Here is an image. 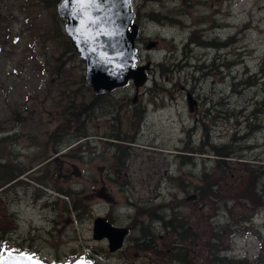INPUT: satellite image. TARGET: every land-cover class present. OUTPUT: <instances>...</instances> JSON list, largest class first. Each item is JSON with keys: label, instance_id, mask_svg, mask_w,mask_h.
<instances>
[{"label": "rangeland", "instance_id": "1", "mask_svg": "<svg viewBox=\"0 0 264 264\" xmlns=\"http://www.w3.org/2000/svg\"><path fill=\"white\" fill-rule=\"evenodd\" d=\"M55 7L0 0V163L27 170L0 189V256L264 264V0H132L148 78L101 95ZM98 216L128 228L120 250Z\"/></svg>", "mask_w": 264, "mask_h": 264}, {"label": "water", "instance_id": "2", "mask_svg": "<svg viewBox=\"0 0 264 264\" xmlns=\"http://www.w3.org/2000/svg\"><path fill=\"white\" fill-rule=\"evenodd\" d=\"M132 0H59L56 15L64 20L63 30L84 64V84L101 95L132 82L137 91L148 78L150 63L138 64ZM154 43L147 46L150 48ZM187 103L191 108L192 102ZM189 198H194V195ZM128 229L104 217L93 220L92 236L105 239L110 252L122 248ZM0 264H37L23 253L5 252Z\"/></svg>", "mask_w": 264, "mask_h": 264}, {"label": "trees", "instance_id": "3", "mask_svg": "<svg viewBox=\"0 0 264 264\" xmlns=\"http://www.w3.org/2000/svg\"><path fill=\"white\" fill-rule=\"evenodd\" d=\"M42 1H44L47 5H51V6H56V4L59 2V0H42ZM189 39H190L189 40L190 42L193 40L191 38H189ZM67 43H68V45H70V41H67ZM226 43L225 42L219 43L220 48H221V46H223ZM208 44H210V45H208L207 48L208 47L211 48L210 46L214 45L213 42H209ZM87 136L88 135L85 131L78 133V134H75V137H78L79 140L80 139H86ZM3 139L6 140V137H4ZM117 146H120V145H117ZM223 147L225 148V150H222ZM223 147H216L214 149L213 154L215 155V160H216V163H218V164H219V162H223L222 160H226V158L235 157L232 152L228 151V150H230L228 148V146H223ZM3 161H4L3 163H0V189L3 186H6V185L9 186V185L15 183L18 180L19 176H21L22 174H24L27 171L19 165H13L8 159H4ZM219 165H221V164H219ZM219 168L222 169V167H219ZM257 170H258L257 176L260 177L261 173H262L261 165L260 166L258 165ZM211 185L213 186V185H215V183H212ZM55 191H57V190H55ZM59 192L62 193V191H59ZM253 193L256 197H259V195L261 196L262 195V188L256 187L255 190L253 191ZM145 242H146V244L142 248L152 249L154 247V245H152V246L149 245L147 240H145ZM222 258L228 259L227 255H225Z\"/></svg>", "mask_w": 264, "mask_h": 264}, {"label": "flooded vegetation", "instance_id": "4", "mask_svg": "<svg viewBox=\"0 0 264 264\" xmlns=\"http://www.w3.org/2000/svg\"><path fill=\"white\" fill-rule=\"evenodd\" d=\"M137 37H139V31H138V35H137ZM137 39V38H136ZM135 43H136V41H135ZM136 46H137V43H136ZM138 48V47H137ZM137 57H138V64H140V65H143V63H140L141 61H140V52H139V49H138V54H137ZM146 63H149V62H146ZM146 63H144V64H146ZM203 63H206L205 61L204 62H199V63H197V62H195V66L193 67V70L195 71V72H197L199 69H200V67L202 66V64ZM151 68V66L149 67V69ZM148 69V70H149ZM147 70V71H148ZM202 75V74H201ZM182 90H185V89H182ZM185 95H186V101H187V98H188V100H190L191 102H192V105H191V108H189V105H188V103H187V105H188V109H189V111L190 112H192V111H198V107H199V98H198V96L196 95V93L194 92V90H185ZM105 218V217H104ZM106 220H108V218H105ZM109 221V220H108ZM111 224H113L111 221H109ZM114 225V224H113ZM128 229V228H127ZM128 232H129V230H128ZM124 241H125V239H124ZM123 245H124V243H123ZM123 247V246H122ZM109 250V249H108ZM120 250V249H119ZM118 251V250H117ZM115 252V251H114Z\"/></svg>", "mask_w": 264, "mask_h": 264}]
</instances>
